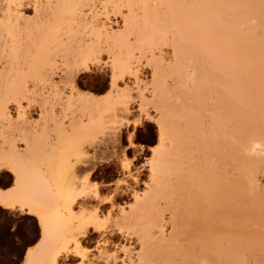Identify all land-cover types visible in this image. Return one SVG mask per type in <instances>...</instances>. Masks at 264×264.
I'll use <instances>...</instances> for the list:
<instances>
[{"label": "rangeland", "instance_id": "1", "mask_svg": "<svg viewBox=\"0 0 264 264\" xmlns=\"http://www.w3.org/2000/svg\"><path fill=\"white\" fill-rule=\"evenodd\" d=\"M51 2L54 3H52L53 6L50 5ZM55 2L59 4L57 5ZM159 6L158 0H142V2L141 0H0V30H3L0 32V89L11 91L10 95L6 94L0 97V105L7 106L6 111L13 118V124H10L7 116L0 112V162H6L8 166L18 170L23 174L26 181L18 184L6 169H1L0 190L15 194L18 191L23 192V187L26 188L31 185L45 186V190L46 185H48L52 189L51 192H53L43 191L36 197L39 207H43L41 209L48 224V232L45 237L37 218L27 215V207L22 208V206L15 205L6 209L0 206V264H21L27 247L36 243L38 244L35 248H29L31 251L33 250L32 253L35 256V259L33 256L32 264H54L55 259H57V264H113L112 261L116 259L117 264H139L145 257V260H143L152 264H162L165 261L163 251L159 248L158 252L157 249L160 241L158 240L159 227L151 225L154 222L152 214L158 211L157 217L164 225L162 228L163 233L168 237L172 231V210L175 208L180 210L185 202L195 200V196L192 198L190 194L196 193L193 185L196 179L192 177L190 178L192 180H189L187 177L182 176L183 174L190 175L193 171L187 167V164L177 159V154L175 156L174 152L172 154L168 153L171 149L170 136H163L161 130L165 129L169 113L173 112L172 114H175V116L179 115L182 110L181 105H179L181 98L190 96L191 99H197L199 93L205 91L204 96L208 98H205L207 102L216 99L217 71L213 70L215 68L212 64L210 68L213 71L209 72V67H207L209 71H205V77L211 76L208 77L211 80L207 79L210 85V87L207 85L209 94L205 89L202 88V90L198 86L195 87L196 93L193 89V85H196L195 73L193 72L195 66L192 68L190 65H185L184 62L181 64L185 54L182 55L181 52H178L182 56L181 58L178 57L174 52L173 42L165 40L164 37V39H161L162 37L157 38V41L153 43L149 41L152 37L157 36L160 31L159 28L164 27L166 23L165 10L161 9L160 11ZM150 7H153V10L151 9L153 12L156 8H159L158 11L161 14L157 11L158 14L151 12L149 15ZM17 10L22 12L16 17ZM47 12H50L49 15ZM73 13L78 15L77 20L79 22L75 27L72 26L74 32H66V34V28L61 30L63 33L60 32L62 35L59 39L63 40L64 43L72 41L71 37L73 36L75 39L77 36L80 38L92 34L95 30V24L100 22L101 25L104 23L109 24L107 27L110 33H125L134 45L129 56L134 71L132 72L134 74L136 72L139 85L135 83L137 81L134 76H126L124 80L119 81L117 88L120 92L125 91V88L130 90L129 93L127 92L128 95L126 93V96H124L125 102L119 101V92L110 85L115 60L107 53L101 55V60L96 61L99 62L97 65H91L89 71L82 72L78 76L80 91H82L79 92V97L77 93L72 97L69 90H67L63 96L64 100L61 101L62 103L53 101L45 106L38 92L41 88L40 80L31 78L33 80L30 81L26 64L29 63L28 56L31 53L35 56L36 54L40 55L43 58H48L50 54V58L56 60L58 68H63L65 65L62 62L64 61L63 57H61L63 54L62 45L59 44V48L58 43L54 42L60 40L55 39V36L51 38L48 31L51 28L59 27L61 24L65 27L66 21H70ZM153 15L157 16L154 18ZM151 16L153 20H150ZM32 25L34 28H32ZM131 29L134 30L131 32ZM27 34H30L31 37L29 38L30 35ZM63 34L66 35L63 36ZM36 44L37 46H35ZM36 69L37 67L34 68V70ZM188 69L191 73L190 77L185 74ZM181 71L184 74L183 78L185 76L189 80L193 79V85L191 84L193 91L188 86L189 80L185 82V85L179 81L180 86L179 83H176L179 78L175 79V77L176 75L180 76ZM182 77L180 78L182 79ZM55 81H59V79L57 78ZM37 82L39 88L36 87ZM26 88L29 95L24 96L22 108L26 110L27 123H31L33 129L26 135V143L19 142L16 148H12L9 145V140L22 133V128L26 126L23 122H17L19 111L16 105H12V99L15 98L12 91L24 92ZM182 88H185L187 92H194L192 93L194 95L181 90ZM87 94L89 95L87 96ZM168 94H170V97H167ZM80 97H86V99L91 97L92 101L90 102L89 98L83 102ZM45 107H53L55 115L65 121V127L71 124L72 121L79 120L77 118L81 119L86 116L104 117L103 128H98L99 131L95 130L77 136L76 142L72 141L74 144L70 143L72 146L66 147L65 155L67 157L62 162L63 164L61 163L58 166L57 172L60 171L59 178L62 184L60 186L63 190L66 189V192L69 191V193L74 194L80 188L79 190L83 189L88 194L87 201L80 199L77 203L72 204L70 209L69 197L65 199L64 206L61 203L63 201L60 202L57 197L55 191L57 186L51 181L53 174L42 175L47 168L51 169L55 163H58L55 159L46 160L48 157L46 158V152L40 144V139L43 136V126L40 122L43 115L42 110ZM21 125L25 126L21 127ZM51 132L52 130L49 133L54 137L57 135H53V133L58 134V132ZM130 135H133V143L135 144V149L131 150L129 149L128 139ZM196 153H192L194 157ZM85 157L89 158V169L87 172L77 173V179L73 180L70 167ZM196 158L198 157H195L193 162H197L198 159ZM177 161L179 164L176 163ZM125 165L130 168L133 177H130L129 173L123 168ZM176 166H179L178 170H175ZM180 167H184L183 172L180 171ZM160 169L166 171L163 173L159 171ZM177 171L179 172L177 173ZM160 172L162 175H159ZM180 172L183 174L180 175ZM31 174L32 176H30ZM36 174L39 180L41 178V182H35L34 179H38ZM86 175H90V179L87 183H84V188L82 187L83 184L80 183L83 182V179L88 178ZM67 176L70 177L67 178ZM191 176L194 175L191 174ZM259 177H261L260 183L264 184V173H260ZM45 178L47 181H44ZM43 182L48 183H45V185ZM73 184L77 186L71 187ZM11 186H13L12 189L5 190V188ZM20 187H22V190H19ZM261 187H264V185L261 184ZM168 196L172 198L170 199ZM80 202L86 203L85 209L82 208ZM76 204L80 205L77 206ZM72 232L79 234L77 242L71 237ZM84 232L88 236H83ZM144 236L147 238V241L144 239L145 243L143 241ZM152 242H155L154 245ZM144 245H147L146 248H144ZM56 250L57 252L60 250V253H56ZM67 252L70 254H66ZM53 256H56V258ZM155 257L158 262H155ZM179 262L176 261V263ZM24 264H29L26 257Z\"/></svg>", "mask_w": 264, "mask_h": 264}, {"label": "bare ground", "instance_id": "2", "mask_svg": "<svg viewBox=\"0 0 264 264\" xmlns=\"http://www.w3.org/2000/svg\"><path fill=\"white\" fill-rule=\"evenodd\" d=\"M158 2L160 3V9H158L160 11L161 9L165 10L166 23L164 27L162 26V30L159 28L160 31L157 33V36L152 37L149 41L153 43L157 41V38L160 39L161 37V39L165 38V40L172 41L174 52L177 56L181 58V54H185V58H183L184 61L182 60L181 64L184 62L185 65H190L192 68L195 66V71L193 72L195 73L196 85L192 84L193 79H190V81L189 78L187 79L185 76L184 78L182 77L184 75L182 74L183 70L180 76L176 75L175 79L179 78L176 83L178 84L181 82V84L184 83L185 85V82L189 80V84H187L189 87H191L192 84L195 92L198 86L201 87V89H205L207 94H209L207 90L209 88L207 87H210V85L207 79L211 80V78H208L211 76L205 77V71H209L212 65L215 68L213 70L217 71V80L215 84L217 93L216 99L207 102L205 99L207 97L204 96L206 93L205 91L199 93L200 95L197 99H191L190 96L181 98V102L179 101L181 104L176 102L182 107L179 115L175 116V114H172L173 112L169 113L165 129L161 130L163 136H170L171 149H168V153L172 154V152H174L175 156L177 154V159L187 164V167L193 171L190 175L192 174L194 176L190 177L188 174L184 175L182 173L184 167H182L183 169L180 167V171L182 172L179 174H183L182 176L185 178L187 177L189 180H192L190 179L192 177L196 179L193 184L196 193L193 192V194H190L192 198L195 196V200L185 202L180 210L176 208V210H172V231L169 233L168 237L163 233L162 228L164 225L157 217L158 211L152 214L153 218H151L154 222L151 225L159 227V239L157 237L155 238L160 240L159 242L157 241L159 243L158 245L156 243L158 252L161 249L164 253L165 261H163L162 264H264V187H261V184H264L260 183L261 177H259L260 173H264V0H158ZM52 3L53 2H51L50 5H52ZM55 4L58 5L59 3L55 2ZM151 9L153 10V7H150L149 15L153 12ZM158 9H154L155 12L153 13H157ZM21 12L17 10L15 16L17 17ZM153 16L155 18L157 15ZM77 18H79L78 15L73 13L70 21H66L65 27L61 24L57 28H51V30L48 31V35L51 38L55 36V39L58 40L60 35H62L61 33H63L61 30H64V28L67 29L65 33L74 32L72 31L74 29L72 26L74 25L75 27L77 22H79ZM150 20H153L152 16ZM95 25V30L88 36H81L80 38L77 36L75 39L73 36L71 37L73 40L70 38L72 41H67V43H64L63 40L60 39L58 42L54 41L56 44L58 43V46L59 44L62 45L61 50L63 54L61 57H63L64 61L62 62L65 64L63 68H58L59 66H57L56 60L50 58V54L48 58H43L37 54L35 56L32 53L29 54L30 56L27 54L29 60L28 64L25 63L28 66L27 75L30 76V81L33 80L31 78L40 80L41 88H39L40 86L38 87L39 81L36 87L39 88L38 92L45 106L51 104L53 101L61 102L67 90H69L72 97L73 95L75 96V93L79 94V92H82L80 91L78 76H80L82 72L89 71L91 65H97L99 62L96 61L101 60L100 58L103 53H107L109 56L111 55V58L115 60L114 66L116 70L113 66L110 85L119 92V101H126L124 96H126L125 94L130 90L128 88L126 90L125 88V91L122 90V92H120L117 87L119 81L124 80L126 76H134L136 81L138 80L136 72L135 74L133 73L131 57L129 56L134 45L130 42L125 33L120 32L117 34L108 32L109 28L107 26L109 24L107 25L104 23L101 25L100 22H97ZM126 27L128 28V26ZM32 28H34L33 25ZM132 30L134 29L130 31L132 32ZM1 31L3 30L1 29L0 32ZM66 34H63V36ZM139 36L141 37L140 34ZM30 37L31 35L29 38ZM28 44L30 43L28 42ZM134 44L136 43L134 42ZM161 44H159V46H161ZM35 46H37V44ZM178 52H181V54L179 53V55ZM159 55H161V53H159ZM36 67L37 69L34 70ZM207 67L209 68L207 69ZM213 70L210 68L209 72ZM189 71L188 69L185 72L187 77L191 75ZM180 77H182V79ZM57 78L59 81H55ZM135 83L139 85L138 81ZM178 85L180 86V83ZM27 88L24 92L12 91L13 96H15V98L12 99V105H16L19 111L17 122H23L26 125H21V127L25 126L22 128V133L12 139L10 138L9 145L12 148H16L19 142L26 143V135L33 129L31 123H27L28 116H26V110L22 108L24 96L29 95ZM181 90L187 92L185 88ZM190 90L193 91L192 87ZM10 92L9 90L4 91V89H0V97L6 94L10 95ZM187 93L194 95L192 94L194 92L191 93L188 91ZM88 95L89 94H87V96ZM169 95L170 94H168L167 97H170ZM79 96L80 94L78 97ZM91 97H89L90 102L92 101ZM80 98L83 102L89 99L88 97L87 99L86 97ZM210 104L213 105L209 106ZM211 107L213 108L210 109ZM7 108V106L0 105V112L4 116H7L10 124H13V118L10 116L9 112L6 111ZM48 108L50 107H45L42 110L43 115L41 116L40 123H42L43 126V136L40 139L41 143L40 141L39 143L46 152V158L48 157L46 160L50 161V159H55L58 163H55L53 165L54 167L51 169L47 168L46 172L42 175L53 174V179L51 181L57 186L55 190L57 192V197L60 199V202L61 200L63 201L61 202L63 206L65 199L69 197L70 201L68 204L70 209L72 204L77 203L80 199L87 201L88 194L84 192L83 189L79 190L80 188H78L77 192L74 194L69 193V191L66 192V189L63 190L62 186H60V171L57 172L58 166L61 165L65 157H67L65 155L67 150L66 147H71L72 144H74L72 141H75L77 136L88 134L95 130L99 131L98 128H103L104 117L86 116L87 118H77L79 120L72 121L71 124L67 125V128L64 126L65 121L55 115L54 108L51 107L50 110H48ZM163 113L165 114V112ZM207 121L210 122H208L209 124L207 123L208 125L205 124ZM51 130V133L58 132V134L53 133V135L56 134L57 136H52L49 133ZM128 139L129 149H135L133 135H130ZM195 152H197L194 154L195 157H198L196 158L198 159L197 162H193L195 157L192 153ZM178 161L176 163L179 164ZM0 163V170L6 169L7 172L12 175L16 183L20 184L26 182L23 174L18 170L8 166L6 162ZM176 163L173 162L175 165ZM193 164L194 166H192ZM179 166H176L178 168L176 169L175 167V170H178ZM70 168L73 180L77 179V173H84L89 169V158L85 157L83 160H78ZM123 168L129 173L130 177H133L129 167L125 165ZM161 169L159 171H162ZM164 171L166 170L163 169L162 172L164 173ZM178 172L179 171H177V173ZM159 175H162L161 172ZM30 176H32V174ZM89 176L90 175L80 183L83 184L82 187H84V183L89 181ZM69 177L70 176H67V178ZM34 180L35 182L42 181L41 178L39 180V177ZM44 181H47L46 178ZM43 183L45 184L46 182ZM184 183H186V181H184ZM75 185L73 184L71 187ZM47 186L48 185H46L45 190V186L37 187L31 185L26 188L20 187L19 190H24L23 192L18 191V194H10L0 190V206L6 209L14 207L15 205L22 206V208L27 207V215L37 218L44 237L48 232V224L43 215V207L41 206L42 209L39 207L40 205L36 197L43 191L51 192L52 189ZM78 191H80V193H78ZM81 204L82 208H84V206L86 207L85 202ZM76 205L78 206L80 204ZM78 236L79 234L75 232L71 234L75 242L78 241ZM83 236L88 235L84 232ZM144 239L146 240L147 238L144 236L143 241ZM146 246L144 245V248H146ZM148 250L150 249L148 248ZM32 251L28 249L26 253L27 262L29 264H32L35 259ZM58 252L60 253V250ZM58 252L56 250V253ZM66 254L70 253L67 252ZM53 257L56 258V256ZM101 257L103 256L101 255ZM145 258L143 259L145 260ZM143 259L139 264H147L149 262ZM155 259L156 261H154L158 262L156 257ZM177 260L180 262L176 263ZM56 261L57 259H55V262L53 259L54 264H57ZM112 262L113 264H117V259ZM107 263H109V261H107ZM150 263L151 262L148 264Z\"/></svg>", "mask_w": 264, "mask_h": 264}, {"label": "crops", "instance_id": "3", "mask_svg": "<svg viewBox=\"0 0 264 264\" xmlns=\"http://www.w3.org/2000/svg\"><path fill=\"white\" fill-rule=\"evenodd\" d=\"M13 186L9 187V188H5V190H8V189H12ZM38 243L34 244V245H31L29 247H27L26 251L24 252V255H23V258H22V262L21 264H24L25 263V257H26V252L29 248H35L37 246Z\"/></svg>", "mask_w": 264, "mask_h": 264}]
</instances>
